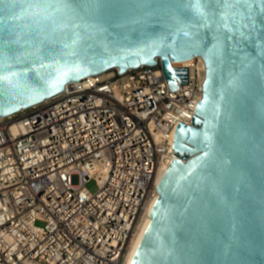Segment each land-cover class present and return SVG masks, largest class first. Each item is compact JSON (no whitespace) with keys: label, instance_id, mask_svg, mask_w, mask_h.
Segmentation results:
<instances>
[{"label":"water","instance_id":"95a60500","mask_svg":"<svg viewBox=\"0 0 264 264\" xmlns=\"http://www.w3.org/2000/svg\"><path fill=\"white\" fill-rule=\"evenodd\" d=\"M203 98L131 264H264V0H0V118L87 76L160 59Z\"/></svg>","mask_w":264,"mask_h":264},{"label":"built area","instance_id":"2783aa9c","mask_svg":"<svg viewBox=\"0 0 264 264\" xmlns=\"http://www.w3.org/2000/svg\"><path fill=\"white\" fill-rule=\"evenodd\" d=\"M156 61L87 76L0 118V264H130L157 175L178 158L177 127L193 125L206 79L202 57L173 62L188 67V83L175 78L171 90Z\"/></svg>","mask_w":264,"mask_h":264},{"label":"bare ground","instance_id":"6f19581e","mask_svg":"<svg viewBox=\"0 0 264 264\" xmlns=\"http://www.w3.org/2000/svg\"><path fill=\"white\" fill-rule=\"evenodd\" d=\"M191 60V59H190ZM190 60H186L184 61V63H188ZM168 170V165L164 166L158 173L157 175V185H159L162 181V179L164 178L165 174L167 173ZM159 198V193L157 194L156 198L151 202L149 209H148V214L145 217V219L143 220L137 234L135 235L133 241H132V245H131V249H130V253H129V263H132V259L135 255V252L137 250V248L139 247L149 225L151 224L152 218H151V212L155 206V203L157 201V199Z\"/></svg>","mask_w":264,"mask_h":264},{"label":"rangeland","instance_id":"374dc122","mask_svg":"<svg viewBox=\"0 0 264 264\" xmlns=\"http://www.w3.org/2000/svg\"><path fill=\"white\" fill-rule=\"evenodd\" d=\"M73 183H74V184L79 183V179H78L77 176H74V177H73ZM87 187H88L91 191H93V192H95V191L97 190V186H96V184H95L94 181L88 183V184H87ZM38 224L41 225L40 223H38Z\"/></svg>","mask_w":264,"mask_h":264}]
</instances>
